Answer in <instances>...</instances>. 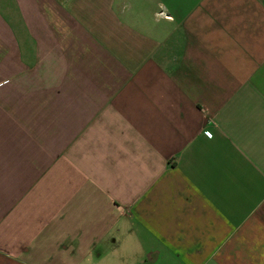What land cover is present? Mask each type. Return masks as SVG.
I'll return each instance as SVG.
<instances>
[{"label": "crops", "instance_id": "0c3cea01", "mask_svg": "<svg viewBox=\"0 0 264 264\" xmlns=\"http://www.w3.org/2000/svg\"><path fill=\"white\" fill-rule=\"evenodd\" d=\"M0 264H264V0H0Z\"/></svg>", "mask_w": 264, "mask_h": 264}, {"label": "built area", "instance_id": "2783aa9c", "mask_svg": "<svg viewBox=\"0 0 264 264\" xmlns=\"http://www.w3.org/2000/svg\"><path fill=\"white\" fill-rule=\"evenodd\" d=\"M209 136H211V134H209Z\"/></svg>", "mask_w": 264, "mask_h": 264}]
</instances>
